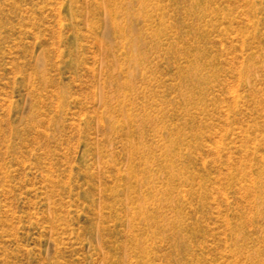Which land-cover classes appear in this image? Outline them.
<instances>
[{
    "label": "rangeland",
    "instance_id": "374dc122",
    "mask_svg": "<svg viewBox=\"0 0 264 264\" xmlns=\"http://www.w3.org/2000/svg\"><path fill=\"white\" fill-rule=\"evenodd\" d=\"M0 264H264V0H0Z\"/></svg>",
    "mask_w": 264,
    "mask_h": 264
}]
</instances>
